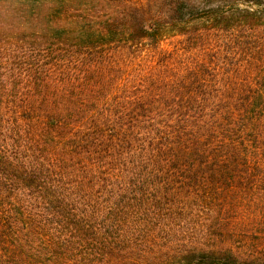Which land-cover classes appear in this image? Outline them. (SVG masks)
<instances>
[{"label": "trees", "instance_id": "trees-1", "mask_svg": "<svg viewBox=\"0 0 264 264\" xmlns=\"http://www.w3.org/2000/svg\"><path fill=\"white\" fill-rule=\"evenodd\" d=\"M258 217L264 0H0V264H264Z\"/></svg>", "mask_w": 264, "mask_h": 264}, {"label": "rangeland", "instance_id": "rangeland-1", "mask_svg": "<svg viewBox=\"0 0 264 264\" xmlns=\"http://www.w3.org/2000/svg\"><path fill=\"white\" fill-rule=\"evenodd\" d=\"M263 219L261 218V217H258V219H257V223H261V221H262ZM264 221V220H263ZM263 228V227H262ZM264 229V228H263Z\"/></svg>", "mask_w": 264, "mask_h": 264}]
</instances>
